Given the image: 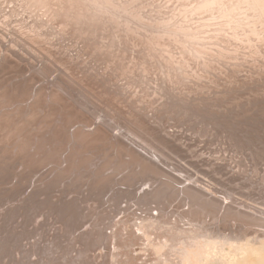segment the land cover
<instances>
[{"label":"rangeland","instance_id":"1","mask_svg":"<svg viewBox=\"0 0 264 264\" xmlns=\"http://www.w3.org/2000/svg\"><path fill=\"white\" fill-rule=\"evenodd\" d=\"M33 1H35V5ZM47 1L51 5H49L46 0H0V28L2 27L0 29V264H176L178 263V257L180 259V255H177L178 252H176L177 250L175 249H177L176 247L182 248V246H177L181 245V239H185V241L182 243H188L193 242V240L195 241L196 238L197 240L204 239V237L205 239L209 240H211V238L216 240L217 238L216 242L220 240V243L218 242L217 244H220V246L223 245V247L226 245L227 247L225 246L224 248L227 250L231 249L229 250L231 252L235 250V245L237 247L239 244H245V242L246 247L248 245H259L260 241H262L264 238V7L262 8V6H264V0H206L207 3L205 0H200V2L202 1L200 5L196 4V0H157L158 2H156V0H150L152 1V6L154 5L153 2H155V5L157 3L156 8L161 6L160 9H155L154 6L156 11L153 8L148 9V7L151 6V3H149L150 5L147 3L150 1L144 0L145 2H143V0H139V4H147H143V7L146 6V9L150 13H147L148 11L145 8H142L145 9L144 11L147 13H145L146 15L142 13L140 14V12L144 11H142L140 6L137 4L138 0H134L136 5L134 3L133 4L137 8V11L140 12L134 11L136 9L134 5L131 6L134 7V10H132L133 8L129 7V5L127 6V4H129V0L127 2H125L126 0H121V3L123 2V5L126 6L124 7L121 5L124 7V9L123 7L122 9H127V11H125L128 12L130 10L129 8H131L132 11H129L131 14L129 12L128 13L130 16H133L134 12L135 15L133 17H136L138 22H140L139 24L133 23L135 25L134 28H138V31L136 30V32L134 31L135 29H131L133 27L130 28L129 26L132 25L130 24L132 23L131 21L129 23L128 21L126 22L122 20L120 21L121 24L118 22L120 25L117 23L118 26L116 27L117 24L115 22H117L116 20L118 19L114 18L115 20H112V17L110 19L106 18L107 16L104 14L105 20L102 19L104 18L102 17V12L104 8L109 5L108 3H110V6L113 4L112 7L119 6L120 8V5H117L115 1L111 3L112 0H108V2L107 0H102L103 2L99 0L100 3L96 5L94 4V1L96 0H91L93 1V5L91 1L90 4H88L89 2H86L85 4V0H75V2H82V5L81 3L79 4L82 7L85 5V7L89 10L92 8V11L90 10L88 12L86 11L88 9L84 7V11L89 13L88 15H86L87 13H84V19H80V14L77 17V14L81 12L79 10L81 7L79 8V5L77 2L75 3L74 0H70V2L69 0H63V2L62 0H59L57 3L55 2L56 0ZM6 2H9L7 3L8 5H6ZM104 2H106V4ZM117 2L120 3V0ZM96 3H98V1ZM131 3L132 2H130V5ZM197 3H199V0ZM44 4L45 7L48 6L47 8L49 10L47 9V11L49 13L46 11ZM166 4L169 5L167 6ZM193 4L195 6H199V8L196 9V12L194 10L196 14L192 9L197 8L198 6L195 7ZM75 5H78V8L75 7ZM86 5L90 6L88 7ZM98 5L100 8L102 7L101 10L103 9L102 12L99 13L101 14V20H99L100 17L97 15L100 11V8L98 9ZM181 5L187 10H185ZM72 6L74 7L71 8ZM93 6L98 7L95 10ZM201 6L205 8V10H203L204 12L202 11L203 8ZM4 7L7 8L5 9ZM164 7L168 9L165 10L166 8L164 9ZM222 8L224 10H222ZM32 9H34V11ZM199 9H201L200 12ZM259 9L260 12H258ZM53 10L55 11L52 12ZM81 10L82 15L84 12L83 8ZM94 10L97 12V19H94ZM158 10L161 11L159 12ZM184 10L186 12L188 10L190 11L186 13ZM32 11L34 13H32ZM75 11L77 13H75ZM151 11H154L155 14ZM157 11L160 15L157 13L158 15L156 16ZM191 11L194 13V15H192V17L195 16L194 19L188 17L192 14ZM224 11H226V15L224 14ZM72 12H74V14ZM161 12L165 13L161 14ZM175 12L177 14H175ZM5 13L6 15H9L5 16ZM90 13L94 14V18L92 16V19H90V17L88 20L92 26H90V29L94 26L95 29L98 27L97 30L93 28L94 30L91 29L93 30L91 31L89 29L88 23V27L79 25L80 23H84L88 17L91 16ZM151 13H153L155 16H152ZM183 13L189 14L188 16L186 15L188 17V19L187 17L186 19H190V22L193 19V27H190L191 29L196 28L198 25L205 29L208 23H212L207 25L205 32L203 29H201L203 33L201 30H199V26V32H197V28L194 29V31L196 30L197 33L191 31V29H189V31L187 30V27H189L192 22L189 23V25ZM198 13L201 14V17L200 14L198 15ZM55 14L57 17L53 16ZM136 14L141 15V20L140 18H137L140 16H137ZM168 14H171V16ZM204 14L207 18H209L206 20L208 22L205 21L204 18L206 17H203ZM234 14L239 17H244H242V19L239 17L236 18ZM142 15L148 16L146 19L145 17L143 19ZM162 15H165L166 19L171 18L173 21L169 20L171 23H169L167 20L165 21V16L163 17ZM175 15H181L182 17H177ZM213 15L218 16L214 17ZM71 16H73L75 19L77 17L78 20H86L84 22H79L77 19H72L73 17L71 18ZM198 16L200 18H198ZM14 17L16 18L14 19ZM60 18H62V20ZM107 19H109L108 23L106 22V24H103V21H107ZM152 19L156 21L160 19V21H158V25L164 21V25L161 24V26L163 25L161 27L162 30L164 26L166 27V24H168V29L170 28L169 30H172L173 32V29L176 30L177 28H184L185 25L184 29H177L175 33L181 31L182 29L183 33L184 31L189 32L186 35L182 32H180L181 35L179 33L173 34L172 32L173 36H171V31L169 33V30L164 28L167 31L164 32L165 36H161V34H158V32L161 33L158 30V28L160 29V26L157 25L155 27L154 23L156 21ZM198 19L199 23L200 21L201 23L199 24L196 22L198 24L197 25L195 21ZM202 19L205 21V23L202 22ZM225 19H227L228 23ZM247 19L249 21H247ZM91 20H93V23L95 24H93ZM95 21L98 23L96 24ZM101 21L102 23H100ZM151 21L154 23H151ZM86 22L84 24H86ZM172 22H175L178 25H169L173 24ZM221 22L224 24V26ZM99 23L104 27H101ZM122 23L125 24L124 26H127L129 29H131L132 32L134 31L136 35L134 33L133 35L132 32H128L129 29L127 27H123L124 30L127 28V32L130 34L129 36L128 34L124 35V33L127 32L120 31V29L123 30L121 27L123 25ZM194 23L196 26H194ZM237 23H240L241 26L240 24L237 25ZM48 24L52 25L49 26ZM180 24L181 27H179ZM9 25H12L11 28ZM96 25L97 27H95ZM139 25L142 27L140 28L141 30L144 28L143 26H145L147 32L143 33L145 28L140 31L138 27ZM216 25L219 27H216ZM108 26H111L112 29L115 26V31L116 29L118 30V27L120 26L118 31H114L116 33L115 35L122 34L123 37L126 38L127 36V38L130 37L131 39L129 38L130 40H123L124 38H121V35L116 36L120 37L121 39L113 37L111 33L112 31H107V29H111ZM149 26L153 27L155 31L153 28H149ZM209 26L210 28H208ZM81 27L83 29H81ZM85 27L89 30H87ZM213 27L217 29V31L212 30L214 29ZM232 27H236L235 30ZM146 29L144 31H146ZM46 30H49L48 33ZM53 31L58 32H55V34ZM84 31H87V33ZM95 31H97L98 35L103 32V37L100 35L103 39H100ZM104 31L109 35L110 38L111 36L113 37L111 39L112 41L115 39L114 41L117 42V44L113 43L116 44V46L114 45L115 47H112L113 44L111 43L112 41L110 38L105 37L106 35ZM149 31H154V33L151 32L150 34ZM89 32V38L85 37L86 34V36H88ZM92 32L97 35L96 37L99 38L100 41L96 40V37L94 39L101 43L97 42V44H94L95 40L91 38H93L95 35ZM59 33L61 35L60 37H58ZM62 33L65 35V37ZM146 33L150 34L151 36L147 35ZM165 33H168V35ZM194 33H199V37L201 38L202 36L203 39H201L206 43L203 44V42H199L201 39ZM207 33L211 37L213 36L212 39L207 35ZM230 33L234 34L232 35ZM92 34L93 36H91ZM178 35L186 39L184 40ZM141 36H146L144 38L146 41H157L156 46L159 48H156L153 42H151V44L149 42L146 43V41H144ZM149 36L151 37L150 39ZM167 36L170 37V39L166 38ZM104 37L106 39H104ZM191 37H194L193 39L199 38L197 40L198 43L195 42L196 40H194V43ZM209 37L211 41L209 40ZM64 38L67 39L65 40ZM171 38L173 40H171ZM204 38H206L205 40L207 41H205ZM219 38H222V40ZM108 39L111 42H109ZM116 39L119 40V42ZM105 40H107V42ZM120 40L121 42L124 41L122 42V44H125L124 46L121 44L119 45V43H121ZM127 40H129L131 43L133 42L132 44L135 47L129 42L125 43ZM143 41L145 43H143ZM174 41L178 42L174 43ZM179 41L181 42L179 43ZM188 41H191V43ZM219 41L221 42L219 43ZM82 42H84V44ZM108 42L112 45L110 46ZM138 43L140 46H138ZM187 43H193L192 45L196 49L193 50L194 48L192 47V49V45L190 44L188 47ZM199 43H201V46ZM101 44L105 45V48ZM178 44L181 45L179 46ZM202 44L206 46L202 47ZM61 45H64V48ZM161 45H163V47H161ZM107 46L112 48H107ZM117 46H120L122 50ZM165 46L167 49H165ZM214 46H216V48H214ZM209 47H211V49ZM99 48L102 49L103 52ZM226 48L230 49L227 50ZM244 48H246V50ZM111 49L114 52H111ZM138 49H142L140 51L144 53V56L146 55L145 58ZM144 49L146 51H144ZM158 49L161 53L158 51ZM185 49L189 51L187 52ZM197 49L200 51L199 54V51L197 52L198 55L195 53ZM202 51H204V53ZM163 53H168L167 56L171 55V57H167L171 59H167L165 56L166 54L164 55ZM192 53L194 54L192 55ZM201 53H203V56H201L202 59L205 56L202 63L208 59L210 61V65L215 59L217 64L219 57L222 56L223 58L220 57L219 60L221 63L218 62V65L213 63L214 67L213 65L212 67L215 68L217 66L219 67L218 69L221 68L222 70L225 68L226 71L223 70L222 72L218 69H214L215 71H213L211 66H207V68H210L208 70L207 68L201 69L206 67V65L209 63L207 60L208 62L205 61L206 63H203V67L200 66L203 65L200 62L202 59L200 60L199 57ZM206 53L208 56L210 55L209 58L208 56L206 57ZM255 54L259 57H257ZM163 55L165 56L164 59L162 58ZM176 55L179 58L183 55L186 56L185 58L183 56V58L178 60L179 58L176 57ZM155 56H159L158 59L161 57L163 62L161 64H165L167 66L166 68L165 65H162V67L165 66L166 69L163 72L161 71L164 68L161 70L159 68L162 67L157 68L161 60L156 62L158 59ZM215 56H217L218 59ZM146 57H151V59H147ZM173 57L175 58L173 59ZM214 57L215 59L213 60ZM246 57L249 60H247ZM176 58H178L177 62L175 60ZM195 58H199L198 61ZM137 59L141 61H138ZM166 59L168 62L170 61L169 65L168 62L165 61ZM191 60H194L192 61L193 63ZM182 62L185 63V66H182L184 65ZM187 62L189 64L191 63L192 66L190 64L189 68L187 67L186 70L185 67L188 64ZM172 63L176 64L172 65ZM148 64L152 66L153 69L150 68ZM144 65H146V68L149 70L148 72L146 70V73L144 72L145 69L142 68V66L145 68ZM174 66H177L178 69H174ZM181 66L184 69H182ZM237 66H239V68H237ZM254 66H256L255 69ZM167 69L168 71L178 70L179 72L176 71V73L174 71L168 73ZM193 71L195 73L198 72V76ZM217 71L218 74H216ZM190 72L193 73L189 74ZM221 72L224 75H222ZM173 73L176 75L181 74V77L178 75L174 76ZM211 73H214L213 75L216 74L218 76L216 77L215 75L213 77ZM143 74L145 75L141 78V75ZM146 74L150 80V77H152L151 81L147 80L148 78H146ZM169 74L172 75L170 77L171 79L167 77ZM193 74L194 77H192L196 79L188 77L190 79L189 82L187 76ZM172 77L175 78L173 79ZM178 77H180V79ZM209 78H213L212 81ZM214 78L218 80L216 81ZM154 80H158L159 82H154ZM140 81L144 82L141 83ZM185 81L187 83H185ZM200 81L202 82L199 84ZM208 81L211 84H207ZM162 82L163 84L165 83V85H163ZM169 82L171 84H168L167 86L166 83ZM153 84L154 86H152ZM181 88L184 89L182 90ZM193 88L197 93H190L195 92ZM162 89H166V91L163 92ZM199 89L200 91L208 89L207 91L209 93L205 91L203 92L205 94L202 95V93L199 92L201 94L200 95L198 93ZM209 89L212 91L211 94ZM218 89L219 91H216L215 93V90ZM233 93L236 96L233 95ZM173 94L178 100H180L179 102H181V99L183 98L182 101L185 100V105H183L182 102L179 103L177 99L175 101L176 97ZM181 94H183L184 97ZM212 94L215 97H211L210 95ZM167 95H170L172 98L171 101V98L167 97ZM196 95H198V98ZM199 96L201 98H199ZM230 96H232V99H230ZM204 97H208V99L206 98L205 100ZM191 98H193L192 101ZM203 100L204 103L202 102ZM255 101L258 102L256 103ZM190 105L193 106L189 107ZM214 106L216 107V110ZM206 107H209L210 109L208 108L207 110ZM198 108L200 112H197ZM206 112L209 113L207 114ZM203 114H205V116H202ZM234 114H236L238 117ZM209 115L210 117H208ZM224 122L228 125H226ZM81 124L85 127H83ZM82 130L84 132H82ZM244 132H247L245 133L246 135ZM257 132L259 135H257ZM80 134H82V137ZM77 136L80 137L78 138ZM244 138H246L245 141ZM248 139H251L250 142ZM46 141L48 142L46 143ZM238 146L241 147L238 148ZM45 151L46 153H44ZM36 153L38 154L36 155ZM125 168L127 169L125 170ZM148 182H150L149 185ZM110 184L111 187H113L112 189ZM139 187L141 189H139ZM115 195H117V197ZM177 240H179V242ZM173 241H177V245ZM221 241L223 243H221ZM174 244L176 245L175 248ZM231 244L234 246V249H232L233 247H230ZM243 246L245 247V245ZM244 253L243 256H245Z\"/></svg>","mask_w":264,"mask_h":264},{"label":"bare ground","instance_id":"2","mask_svg":"<svg viewBox=\"0 0 264 264\" xmlns=\"http://www.w3.org/2000/svg\"><path fill=\"white\" fill-rule=\"evenodd\" d=\"M2 1H4V0H2ZM36 1H37V0H36ZM41 1H42V0H41ZM50 1H51V0H50ZM58 1H59V0H56L55 2L57 3ZM80 1H81V0H80ZM82 1H83V0H82ZM90 1H91V0H87V1L85 0V4H86V2H89L88 4H90ZM93 1H94V0H93ZM93 1H91L92 4H93ZM97 1H98V3H96ZM100 1L103 2L102 0H100ZM105 1H106V0H105ZM110 1H111V0H110ZM114 1H115V3H117V5H118V4L120 5V8H119V6H117V7H112L113 4H112V6H110V3H108L109 5H107L106 8H104V10L102 9V10H103V12H102V10H101L102 7L100 8L99 5H98L99 7L97 6L98 9L100 8V9H99L100 11H99L98 14H97V15H99V17H100L99 20H101V14H99V13L102 12V17H104V18H102V19L105 20V16H107L106 18H109V19L112 17V18H113L112 20L118 19V20H116L117 22H115L116 24H117L118 22L121 24L120 21H122V20H124V21H126V22L128 21L129 23H130V21H131L132 23H130V24H132L133 26H132V25H129L128 23H126V24H128V25L130 26V28L133 27V28H131V29H132V30L135 29L134 31L136 32V30H137L138 28H137V29L134 28V26H135L134 24H139L140 22H138V20L136 19V17H133V16L135 15L134 12H133V14H134L133 16H130L131 13L129 12V11L131 10V8H133L132 10H134V7H135V5H136V3H134V0H132V1L129 0V2H128L129 4L126 3L127 6L129 5V7H131V6H133V5L135 4L134 7H131V8L127 7V8L130 9V10L128 9V10H129L128 12H129L130 14H129L128 12H126L127 9H125L126 11L123 10L124 7H126V6L123 5V2L121 3V0H120V3L117 2L118 0H117V1H116V0H112L111 3H113ZM123 1H125V0H123ZM127 1H128V0H126L125 2H127ZM148 1H150V0H148ZM148 1H147V2H148ZM161 1H162V0H161ZM165 1H166V0H165ZM168 1H169V0H168ZM186 1H187V0H186ZM186 1H184V2H186ZM192 1H193V0H192ZM196 1L198 2V0H196ZM202 1H203V0H202ZM202 1L200 2V0H199V3L196 2V4H199V5H200V3H202ZM205 1H206V0H205ZM243 1H244V0H243ZM246 1H247V0H246ZM255 1H256V0H255ZM15 2H16V1H15ZM26 2H27V1H26ZM29 2H31V1H29ZM34 2H35V1H33V3H34ZM46 2H48V1L46 0ZM62 2H63V0H62ZM64 2H65V1H64ZM69 2H70V0H69ZM69 2H68V3H69ZM74 2H75V0H74ZM76 2H77V1H76ZM76 2H75V3H76ZM107 2H108V0H107ZM125 2H124V3H125ZM130 2H132L131 5H130ZM138 2H139V0L137 1V4L140 6L141 9H142V8H145V9H146V6L143 7V4L145 5L146 3L139 4ZM143 2H145V1L143 0ZM151 2H152V1L148 2L147 4H149V3H151ZM156 2H158V1L156 0ZM194 2H195V1H194ZM218 2H219V1H218ZM218 2H216V3H218ZM226 2H227V1H226ZM233 2H234V1H233ZM250 2H251V1H250ZM7 3H9V2H6V5H8ZM11 3H12V2H11ZM43 3H45V2H43ZM80 3H81V5H82V2H80ZM80 3H79V1L77 2L78 5H79ZM99 3H100L99 0L94 1V4H96V5L99 4ZM104 3L106 4V2H104ZM133 3H134V4H133ZM159 3H160V2H159ZM189 3H190V2H189ZM206 3H207V1H206ZM244 3H247V2H244ZM263 3H264V2H263ZM16 4H17V3H16ZM19 4H20V3H19ZM24 4H25V3H24ZM27 4H28V3H27ZM30 4H31V3H30ZM37 4H40V3H37ZM46 4H47V3H46ZM48 4H49V2H48ZM63 4H64V3H63ZM71 4H72V3H71ZM94 4H93V5H94ZM147 4H146V5H147ZM153 4H154V5L152 6V3H151V6H152V7L149 6L148 9H151V8L154 9V6H155V9H158V8L160 9L161 6H159V7L156 8L157 3H156V5H155V2H153ZM160 4H161V3H160ZM169 4H170V3H169ZM169 4H168V5H169ZM171 4H172V3H171ZM180 4H181V3H180ZM183 4H184V3H183ZM183 4H182V5H183ZM190 4H191V3H190ZM190 4H189V5H190ZM232 4H233V3H232ZM253 4H254V3H253ZM253 4H252V5H253ZM32 5H33V4H32ZM34 5H35V3H34ZM42 5H43V4H42ZM49 5H51V4H49ZM54 5H55V4H54ZM78 5H75V7L78 8ZM81 5H79V8L81 7L79 10L82 12L81 9L83 8V11H84V10H85V9H84L85 5H84V7H82ZM102 5H104V4H102ZM121 5H123L124 7L121 6ZM149 5H150V4H149ZM158 5H159V4H158ZM162 5H163V3H162ZM166 5H167V4H166ZM168 5H167V6H168ZM182 5H181V6H182ZM186 5H187V4H186ZM193 5H194V4H193ZM204 5H205V3H204ZM207 5H208V4H207ZM210 5H211V4H210ZM233 5H234V4H233ZM239 5H240V4H239ZM61 6H62V5H61ZM64 6H65V5H64ZM64 6H63V7H64ZM86 6H88V5H86ZM89 6H90V5H89ZM89 6H88V7H89ZM104 6H105V5H104ZM141 6H142V7H141ZM163 6H164V5H163ZM163 6H162V7H163ZM194 6H195V5H194ZM196 6H198V5H196ZM196 6H195V7H196ZM205 6H206V5H205ZM234 6H235V5H234ZM13 7H14V6H13ZM17 7H18V5H17ZM37 7H38V6H37ZM37 7H36V8H37ZM39 7H41V6H39ZM44 7H45V4H44ZM47 7H48V6L45 7V8H46V11H47V9H48ZM49 7H50V6H49ZM53 7H54V6H53ZM66 7H67V6H66ZM73 7H74V6H72L71 8H73ZM91 7H92V6H91ZM91 7H90V8H91ZM93 7H94V6H93ZM97 7H94L95 10L97 9ZM122 7H123V9H122ZM137 7H138V6H137ZM170 7H171V6H170ZM182 7H183V6H182ZM191 7H192V5H191ZM201 7L203 8L202 11L205 10V8H204L203 6H201ZM211 7H212V6H211ZM224 7H226V6H224ZM229 7H230V6H229ZM241 7H242V6H241ZM245 7H246V6H245ZM255 7H256V6H255ZM263 7H264V6H262V8H263ZM4 8H5V7H4ZM6 8H7V7H6ZM6 8H5V9H6ZM29 8H30V7H29ZM32 8H33V7H32ZM34 8H35V7H34ZM51 8H52V7H51ZM51 8H50V9H51ZM54 8H55V7H54ZM54 8H53V9H54ZM69 8H70V7H69ZM85 8H86V7H85ZM135 8H136V7H135ZM140 8H139V9H140ZM165 8H166V7H164V9H165ZM183 8H184V7H183ZM183 8H182V9H183ZM186 8H187V7H186ZM192 8H193V7H192ZM198 8H199V6H198L197 8L192 9L193 12H194V10H195V12H196V9H198ZM206 8H207V7H206ZM208 8H209V7H208ZM214 8H215V7H214ZM248 8H249V7H248ZM257 8H258V7H257ZM257 8H256V9H257ZM14 9H15V7H14ZM14 9H13V10H14ZM20 9H21V8H20ZM41 9H42V8H41ZM56 9H57V8H56ZM62 9H63V8H62ZM74 9H75V8H74ZM86 9H88V8H86ZM145 9H142V11H144ZM153 9H152V10H153ZM155 9H154V10H155ZM167 9H168V8H166L165 10H167ZM169 9H170V8H169ZM180 9H181V8H180ZM184 9H185V8H184ZM249 9H250V8H249ZM30 10H31V9H30ZM32 10L34 11V9H32ZM48 10H49V9H48ZM65 10H66V9H65ZM79 10H78V11H79ZM90 10L92 11V8H91ZM90 10L88 9V10H86V11L89 12ZM95 10L93 11V13H94L95 15L90 13L91 16H89L87 20L85 19L87 22H86L85 20H78V19H77V17H78L79 14H80V16H81L80 19H84V13H87V12L84 11V12L82 13L83 17H82V15H81V12L78 13V14H77V17H76L77 21H79V22H82V21L84 22V21H85V22H86V24H84V23H85V22H84V23H80L79 25H81V26L84 25V26H87V27H88V25H89V29H90V26H91V25H90V22H89L88 20H89L90 17H91L90 19H92V16H93V15L95 16V18H94V16H93V18H94V19H97V17H96V16H97V15H96L97 12H96ZM132 10H131V11H132ZM146 10H147V9H146ZM162 10H163V9H162ZM170 10H171V9H170ZM177 10H178V9H177ZM177 10H176V12H177ZM185 10H187V9H185ZM185 10H184V11H185ZM190 10H191V9H190ZM190 10H188L187 12L185 11V12L188 13ZM200 10H201V9H199V12H200ZM222 10H224V9L222 8ZM257 10H258V9H257ZM263 10H264V9H263ZM11 11H12V10H11ZM21 11H23V10H21ZM27 11H28V10H27ZM33 11H32V13H34ZM39 11H40V10H39ZM50 11H51V10H50ZM54 11H55V10H53L52 12H54ZM57 11H58V10H57ZM70 11H71V10H70ZM72 11H73V9H72ZM76 11H77V10H76ZM76 11H75V13H77ZM106 11H107V12H106ZM134 11L136 12V11H137V8H136ZM147 11H148V10H147ZM155 11H156V10H155ZM158 11H159V10H158ZM158 11L156 12V16L159 14ZM160 11H161V10H160ZM160 11H159V12H160ZM163 11H164V10H163ZM171 11H172V10H171ZM182 11H183V10H182ZM226 11H227V10H226ZM226 11H224V12H225V13H224L225 15H226ZM238 11H239V9H238ZM14 12H15V10H14ZM36 12H37V11H36ZM47 12H48V11H47ZM62 12H63V11H62ZM104 12H105V13H104ZM137 12H140V11H137ZM151 12H153V13L155 14L154 11H151ZM176 12H175V14H177ZM191 12H192V11H191ZM191 12H190V14H191ZM193 12H192L191 15H189V14H184V13H183V15H185V19H186V17H187L188 15H189V16H188L189 18H193V19H194L195 16L192 17V15H194L195 12H194V13H193ZM197 12H198V11H197ZM203 12H204V11H203ZM203 12H202V13H203ZM207 12H208V10H207ZM207 12H206V14H207ZM230 12H231V10H230ZM248 12H250V11H248ZM254 12H255V11H254ZM258 12H260V9H259ZM7 13H8V12H7ZM32 13H31V14H32ZM48 13H49V12H48ZM48 13H47V14H48ZM56 13H58V12H56ZM63 13H64V12H63ZM70 13H71V12H70ZM72 13L74 14V12H72ZM141 13L144 14V15H146L147 13H150V12L148 11V12L146 13V11H144V12H140V14H141ZM145 13H146V14H145ZM153 13H151V15H152V16H155V15H153ZM157 13H158V14H157ZM162 13H163V12H161V14H162ZM164 13H165V12H164ZM164 13H163V14H164ZM170 13H171V12H170ZM179 13H182V12H179ZM246 13H247V12H246ZM263 13H264V12H263ZM263 13H261V14H263ZM17 14H18V12H17ZM37 14H38V13H37ZM37 14H35V15H37ZM45 14H46V13H45ZM53 14H54V13H53ZM59 14H60V12H59ZM65 14H66V13H65ZM88 14H89V13H87L86 15H88ZM103 14H104L105 16H104ZM137 14H138V13H137ZM137 14H136V15H137ZM172 14H173V13H172ZM195 14H196V13H195ZM199 14H200V13H198V15H199ZM215 14H216V12H215ZM215 14H214V15H215ZM238 14H239V13H238ZM247 14H249V13H247ZM254 14H255V13H254ZM7 15H9V14H7ZM7 15H6V13H5V16H7ZM13 15H14V13H13ZM22 15H23V14H22ZM61 15H62V14H61ZM63 15H64V14H63ZM75 15H76V14H75ZM75 15H74V17H75ZM86 15H85V17H86ZM159 15H160V14H159ZM165 15H166V14H165ZM165 15H164V16H165ZM168 15L171 16V14H168ZM181 15H182V14H181ZM181 15H179V16H178V15H175V16L180 17ZM183 15H182V16H183ZM186 15H187V16H186ZM214 15H213V16H214ZM230 15H231V14H230ZM234 15H235V14H234ZM239 15H240V14H239ZM245 15H246V14H245ZM28 16H29V15H28ZM28 16H27V17H28ZM37 16H38V15H37ZM53 16H56V14L53 15ZM66 16H67V15H66ZM66 16H64V17H66ZM80 16H79V17H80ZM137 16H140V17H137V18H140V20H141V18H142L141 15H137ZM142 16H143V15H142ZM147 16H148V15H147ZM147 16H143V19H144V17H145V19H146ZM162 16H163V15H162ZM164 16H163V17H164ZM166 16H167V15H166ZM166 16L164 17V18H165V19H164L165 21H166V20H167V21L171 20V18L166 19ZM182 16H181V17H182ZM196 16H197V15H196ZM202 16H203V15H202ZM217 16H218V15H217ZM217 16H214V17H217ZM235 16H236V18L239 17V16H237V15H235ZM247 16H248V15H247ZM0 17H1V14H0ZM20 17H21V16H20ZM27 17H26V18H27ZM56 17H57V16H56ZM60 17H61V16H60ZM72 17H73V16H71V18H72ZM74 17H73L72 19H75ZM99 17H98V18H99ZM188 17H187V19H188ZM200 17H201V14H200ZM200 17L198 16V18H200ZM203 17H206L205 14H204ZM203 17H202V18H203ZM242 17H244V16H241V17H239V18L242 19ZM251 17H252V16H251ZM15 18H16V17H14V19H15ZM26 18H25V20H26ZM36 18H37V17H36ZM46 18H47V17H46ZM50 18H51V17H50ZM58 18H59V17H58ZM62 18H63V17H62ZM62 18H60V19L62 20ZM86 18H87V17H86ZM114 18H115V19H114ZM149 18H153V17H149ZM156 18H157V17H156ZM196 18H197V17H196ZM210 18H212V17H210ZM223 18H224V17H223ZM239 18H238V19H239ZM3 19H4V18H3ZM9 19H10V18H9ZM12 19H13V18H12ZM20 19H21V18H20ZM31 19H32V18H31ZM42 19H44V18H42ZM42 19H41V20H42ZM47 19H48V18H47ZM66 19H67V18H66ZM76 19H75V20H76ZM109 19H107V21H103V24H106V22L108 23ZM125 19H126V20H125ZM154 19H155V18H154ZM154 19H152V20H154ZM182 19H183V18H182ZM182 19H181V20H182ZM187 19H186V20H187ZM193 19H192V21H191L192 23L189 21L190 19L187 20V21H188V24L191 23V25L189 24L190 26L187 24V25L189 26V27H187V30L191 29L190 27H193V26H192V25H193ZM204 19H205V21H206V20L209 19V18L206 17V18H204ZM212 19H213V18H212ZM228 19H229V18H228ZM231 19H232V18H231ZM4 20H5V19H4ZM7 20H8V19H7ZM35 20H36V19H35ZM41 20H40V21H41ZM56 20H57V19H56ZM64 20H65V18H64ZM70 20H71V19H70ZM149 20H151V19H149ZM183 20H184V19H183ZM200 20H201V19H200ZM202 20H203V19H202ZM225 20H226V22H227V19H225ZM243 20H244V19H243ZM9 21H10V20H9ZM23 21H24V20H23ZM27 21H28V20H27ZM32 21H33V20H32ZM48 21H49V20H48ZM67 21H68V19H67ZM71 21H72V20H71ZM97 21H98V20H97ZM154 21H156V20H154ZM158 21H160V19H159ZM158 21H156L157 24H156V22L154 23L153 21H151V23L153 22V23L155 24V27H156V26L158 25V23H159ZM171 21H173V20H171ZM171 21H169V23H171ZM205 21L203 20L202 22L205 23ZM210 21H211V20H210ZM245 21H246V20H245ZM247 21H249V20L247 19ZM12 22H13V21H12ZM21 22H22V21H21ZM68 22H69V21H68ZM91 22L93 23V20H91ZM95 22H96V21H95ZM112 22H114V21H112ZM162 22H163V23H160V25H158V26H160V29L158 28V30H159L161 33H159L158 31H156V32H158V34H161V36H165V35H164V32L167 31V30L164 29V28H167V29H168V26H167L168 24H166V27L164 26V28H163L164 31H163L161 27L164 25V21H162ZM196 22L199 23V19H198L197 21H195V23H196ZM206 22H208V21H206ZM1 23H2V22H1ZM9 23H10V22H9ZM25 23H26V22H25ZM36 23H37V22H36ZM36 23H35V24H36ZM65 23H66V22H65ZM71 23H72V22H71ZM87 23H88V25H87ZM97 23H98V22H96V24H97ZM100 23H102V21H101ZM100 23H99V24H100ZM119 23H118V24H119ZM124 23H125V22H124ZM133 23H134V24H133ZM149 23H150V22H149ZM149 23H148V24H149ZM166 23H167V22H166ZM172 23H173V24H169V25H178V24H176L175 22H172ZM195 23H194V26H196V24H197V23H196V24H195ZM200 23H201V21H200ZM200 23H199V24H200ZM211 23H212V22H211ZM211 23H208L207 25H209V24H211ZM216 23H217V22H216ZM221 23H222V22H221ZM223 23H224V21H223ZM223 23H222V24H223ZM227 23H228V22H227ZM244 23H245V22H244ZM3 24H5V23H3ZM6 24H7V23H6ZM59 24H60V23H59ZM93 24H95V23H93ZM99 24H98V25H99ZM118 24L116 25V27L118 26ZM120 24H119V25H120ZM122 24H123V23H122ZM141 24H142V23H141ZM146 24H147V23H146ZM161 24H163V25L161 26ZM213 24H214V23H213ZM234 24H235V23H234ZM238 24H240V23H237V25H238ZM242 24H243V23H242ZM40 25H41V23H40ZM48 25H49V24H48ZM48 25H47V26H48ZM51 25H52V24H51ZM51 25H49V26H51ZM75 25H76V24H75ZM100 25H101V27L103 26L102 24H100ZM124 25H125V24H123V25L121 26L123 30L120 29V31H122V32H125V31H126V32H127L129 28H128L127 26H124ZM197 25H198V24H197ZM201 25H203V24H201ZM204 25H205V24H204ZM207 25H206V28H207ZM232 25H233V24H232ZM4 26H5V25H4ZM6 26H7V25H6ZM9 26H10V28H11L12 25H9ZM42 26H43V25H42ZM55 26H56V25H55ZM55 26H54V27H55ZM70 26H72V25H70ZM136 26H137V25H136ZM141 26H142V25H141ZM151 26H154V25H151ZM151 26H149V28H153V27H151ZM198 26H199V25H198ZM198 26L196 27L197 30L199 29V27H200L199 30L203 29V27L201 28V26H199V27H198ZM217 26H218V25H216V27H217ZM223 26H224V24H223ZM240 26H241V24H240ZM7 27H8V26H7ZM43 27H45V26H43ZM57 27H58V26H57ZM60 27H62V26H60ZM65 27H66V26H65ZM76 27H77V26H76ZM79 27H80V26H79ZM91 27H92V26H91ZM95 27H97V25H96ZM101 27H100V28H101ZM103 27H104V26H103ZM108 27L111 28V29H107V31H108V30H111V31H112L111 33H112L113 37H115V38H117V39L120 38V37H121V38L123 37L122 34H119V35H121L120 37H116V36H119L118 34L115 35V34H116L115 32L119 30V27H120V26L118 27V30L116 29V31H115V28H116L115 26H114L113 29H112L111 26H108ZM123 27H127L128 29L125 28V30H124ZM138 27H139V30H140V31H142V30L145 28V26H143L144 28L141 30L140 28H142V27H140V25H139ZM177 27H178V26H177ZM177 27H176V28H177ZM179 27H181V24L179 25ZM214 27H215V26H214ZM214 27H213V28H214ZM218 27H219V26H218ZM229 27H230V26H229ZM238 27H239V26H238ZM243 27H244V26H243ZM1 28H2V27H1ZM1 28H0V29H1ZM20 28H21V27H20ZM20 28H19V29H20ZM35 28H36V27H35ZM37 28H38V27H37ZM50 28H51V27H50ZM70 28H71V27H70ZM85 28H86V27H85ZM93 28H94V26H93ZM93 28H91V29H93ZM97 28H98V27H97ZM97 28H96V29L94 28V29L97 30ZM149 28H148V29H149ZM173 28H174V27H173ZM181 28H183V27H181ZM181 28H177V29L180 30ZM184 28H185V25H184ZM184 28H183V29H184ZM196 28H194V29H196ZM206 28H205V29H206ZM208 28H210V26H209ZM220 28H221V27H220ZM222 28H223V27H222ZM232 28H233V27H232ZM232 28H231V29H232ZM235 28H236V27H235ZM235 28H233V29L235 30ZM5 29H6V28H5ZM7 29H8V28H7ZM13 29H14V28H13ZM30 29H31V28H30ZM72 29H73V28H72ZM81 29H83V28L81 27ZM86 29H87V28H86ZM86 29H85V30H86ZM89 29H87V30H89ZM91 29H90V30H91ZM94 29H93V30H94ZM126 29H127V30H126ZM131 29H129L128 32L131 33V32H132ZM145 29H146V28H145ZM145 29H144V30H145ZM169 29H170V28H169ZM169 29H168V30H169ZM177 29H176V30L173 29L174 32H173L172 30H169V33H170V31H171V33H170L171 36H173V35H172V32H173V34H178V33H179L180 35H181L180 32L183 33V31H182L183 29H182L181 31L175 33V31H177ZM194 29H191V31H194ZM205 29H203L204 32L206 31ZM229 29H230V28H229ZM229 29H228V30H229ZM2 30H3V29H2ZM40 30H41V29H40ZM51 30H52V29H51ZM56 30H57V29H56ZM93 30H91V31H93ZM144 30H143V33H144V32H147V29H146V31H144ZM150 30H152V29H150ZM153 30L155 31L154 28H153ZM161 30H162L163 32H162ZM187 30H186V31H187ZM199 30H198L197 32H199ZM209 30H210V29H209ZM212 30H216V31H217V29H215V28L212 29ZM220 30H221V29H220ZM246 30H247V29H246ZM8 31H10V30H8ZM8 31H7V32H8ZM16 31H17V30H16ZM29 31H30V30H29ZM46 31H47V30H46ZM48 31H49V30H48ZM48 31H47V33H48ZM64 31H65V30H64ZM72 31H73V30H72ZM74 31H75V30H74ZM82 31H83V30H82ZM82 31H81V32H82ZM105 31H106V30H105ZM105 31H104V32H105ZM107 31H106V32H107ZM114 31H115V32H114ZM134 31L132 32V34L134 33ZM137 31H138V30H137ZM154 31H151V32L154 33ZM189 31H190V30H189ZM189 31H188V32H189ZM201 31H202V30H201ZM201 31H200V33H201ZM226 31H227V30H226ZM4 32H5V31H4ZM7 32H6V33H7ZM11 32H12V31H11ZM27 32H28V31H27ZM50 32H51V31H50ZM53 32L55 33V32H58V31H53ZM84 32L87 33V31H84ZM95 32H96V34H97V31H95ZM106 32H105V35H106L105 37L108 38L109 35L107 34L108 32H107V33H106ZM128 32H127V33H124V35L128 34ZM149 32H150V31H149ZM149 32H148V33H149ZM151 32H150V34H151ZM156 32H155V34H156ZM188 32H185V31H184L185 35H186ZM194 32H196V30H195ZM197 32H196V33H197ZM207 32H208V31H207ZM249 32H250V31H249ZM14 33H15V32H14ZM16 33H17V32H16ZM20 33H21V32H20ZM23 33H24V32H23ZM25 33H26V32H25ZM78 33H79V31H78ZM85 33H84V34H85ZM92 33H93V32H92ZM98 33H99V31H98ZM102 33H103V32H102ZM102 33H100L99 35L97 34V35L100 37V39H103V38H102V37H103ZM118 33H119V32H118ZM120 33H121V32H120ZM137 33H139V32H137ZM140 33H142V32H140ZM162 33H163V35H162ZM184 33H183V34H184ZM190 33H191V32H190ZM196 33H194V34H196ZM202 33H203V31H202ZM215 33H216V32H215ZM215 33H214V34H215ZM225 33H227V32H225ZM239 33H240V31H239ZM2 34H3V33H2ZM9 34H10V33H9ZM27 34H28V33H27ZM35 34H36V33H35ZM55 34H56V33H55ZM62 34H63V33H62ZM73 34H74V33H73ZM76 34H77V33H76ZM79 34H80V33H79ZM84 34H83V36H84ZM93 34L95 35V33H93ZM93 34H92L91 36H93ZM103 34H104V33H103ZM132 34H131V36H132ZM134 34H135V33H134ZM134 34H133V35H134ZM146 34H147V33H146ZM150 34H147V35H150ZM165 34H166V33H165ZM183 34H182V35H183ZM198 34H199V33H198ZM198 34H196V35H198ZM210 34H211V33H210ZM217 34H218V33H217ZM220 34H221V32H220ZM230 34H232V33H230ZM233 34H234V33H233ZM233 34H232V35H233ZM235 34H236V33H235ZM13 35H14V34H13ZM16 35H17V34H16ZM16 35H15V36H16ZM18 35H19V34H18ZM31 35H32V34H31ZM53 35H54V34H53ZM58 35H59L58 37L61 36L60 33H59ZM63 35H64V34H63ZM63 35H62V37H63ZM81 35H82V34H81ZM86 35H87V34H86ZM86 35H85V37H88V38H89V36H90V32H89L88 36H86ZM97 35H95V36H94L93 38H91V39L95 40L94 38H95ZM100 35H102V37H101ZM129 35H130V34H128V36H129ZM135 35H136V34H135ZM166 35H168V33H167ZM180 35H178V36H180ZM196 35H193V36H196ZM199 35H200V34H199ZM199 35H198L197 37H199ZM207 35H208V33H207ZM215 35H216V34H215ZM218 35H219V34H218ZM232 35H231V36H232ZM9 36H10V35H9ZM15 36H14V37H15ZM24 36H25V35H24ZM28 36H29V35H28ZM69 36H70V35H69ZM137 36H138V35H137ZM137 36H136V38H137ZM150 36H151V35H150ZM150 36H149V39L151 38ZM175 36H176V35H175ZM175 36H174V37H175ZM205 36H206V34H205ZM208 36H210V35H208ZM219 36H220V35H219ZM228 36H229V35H228ZM235 36H236V35H235ZM3 37H4V36H3ZM14 37H13V38H14ZM16 37H18V36H16ZM16 37H15V38H16ZM64 37H65V35H64ZM80 37H81V36H80ZM85 37H84V38H85ZM105 37H104V39H106ZM113 37H112V36H111V38L109 37L110 40H111ZM132 37H133V36H132ZM145 37H146V36H145ZM145 37H144V36H141V38H143L144 41H146V40L144 39ZM147 37H148V36H147ZM157 37H158V36H157ZM180 37H182V36H180ZM183 37H184V35H183ZM183 37H182V39H184ZM187 37H188V35H187ZM206 37H207V36H206ZM210 37H211V36H210ZM210 37H209V40H210ZM212 37H213V36H212ZM212 37H211V39H212ZM233 37H234V36H233ZM233 37H232V38H233ZM244 37H245V36H244ZM250 37H251V36H250ZM256 37H257V36H256ZM5 38H6V37H5ZM19 38H20V37H19ZM69 38H70V37H69ZM88 38H87V39H88ZM121 38H120V39H121ZM123 38H124L123 40H125V39H129L130 37L127 38V36H126V38H125V37H123ZM134 38H135V36H134ZM152 38H153V36H152ZM166 38L170 39V37H168V36H167ZM189 38H190V37H189ZM191 38L193 39L194 37H191ZM199 38H200V37H199ZM199 38H197V39H193V42H194V40H196L195 42H197V40H198ZM201 38H202V36H201ZM201 38H200V39H201ZM232 38H231V40H232ZM240 38H241V37H240ZM46 39H47V37H46ZM57 39H58V38H57ZM57 39H55V40H57ZM60 39H61V38H60ZM62 39H63V38H62ZM64 39L66 40L67 38H64ZM117 39H116V40H117ZM130 39H131V38H130ZM130 39H129V40H130ZM137 39H138V38H137ZM153 39H154V38H153ZM156 39H157V38H156ZM176 39H177V38H176ZM185 39H186V38H185ZM185 39H184V40H185ZM202 39H203V38H202ZM202 39H201L199 42H203ZM205 39H206V38H204V40H205ZM207 39H208V38H207ZM219 39H220V38H219ZM246 39H247V38H246ZM257 39H258V38H257ZM5 40H6V39H5ZM47 40H48V39H47ZM55 40H54V41H55ZM77 40H78V39H77ZM89 40H90V39H89ZM93 40H91V41H93ZM96 40H99V38L96 37ZM96 40H95V42L93 41L94 44H97V42L100 41V40H99V41H96ZM108 40H109V39H108ZM110 40H109V42L112 41V40H111V41H110ZM114 40H115V39H113V41H114ZM129 40H127V42H125V43H128ZM151 40H152V39H151ZM171 40H173V39L171 38ZM174 40H175V39H174ZM177 40H179V39H177ZM180 40H181V38H180ZM188 40H189V39H188ZM190 40H191V39H190ZM215 40H218V39H215ZM215 40H213V41L216 42ZM220 40H222V38H221ZM250 40H252V39H250ZM12 41H13V40H12ZM26 41H27V40H26ZM74 41H76V40H74ZM101 41H102V40H101ZM105 41L107 42V40H105ZM105 41H104V42H105ZM113 41L111 42L112 44H113V43H116V44H117L116 41H114V42H113ZM117 41L119 42V40H117ZM144 41H143V43H145ZM205 41H207V40H205ZM210 41H211V40H210ZM227 41H228V40H227ZM234 41H235V40H234ZM247 41H248V40H247ZM23 42H25V41H23ZM56 42H57V41H56ZM64 42H65V41H64ZM64 42H63V43H64ZM89 42H90V41H89ZM89 42H88V43H89ZM109 42H108V44L111 46L112 44H110ZM120 42H121V40H120ZM122 42H124V41H122ZM122 42L119 43V45L121 44L122 46H124L125 44H122ZM137 42H139V41H137ZM147 42H149V43L151 44V42H153V40H152L151 42L147 40L146 43H147ZM164 42H165V41H164ZM175 42H178V41H174V43H175ZM180 42H181V41H179V43H180ZM182 42H183V41H182ZM186 42H187V41H186ZM188 42L191 43V41H188ZM195 42H194V43H195ZM220 42H221V41H219V43H220ZM9 43H10V42H9ZM68 43H70V42H68ZM71 43H72V42H71ZM82 43L84 44V42H82ZM99 43H101V42H99ZM99 43H98V44H99ZM102 43H103V41H102ZM129 43H131V42H129ZM132 43H133V42H132ZM132 43H131V45L134 46ZM135 43H136V41H135ZM153 43H154V45L156 46L157 41H156V42L154 41ZM153 43H152V44H153ZM168 43H169V42H168ZM183 43H184V42H183ZM190 43H187V44H188V47H189V44H190ZM197 43H198V42H197ZM204 43H206V42H203V44H204ZM212 43H213V42H212ZM229 43H230V42H229ZM232 43H233V42H232ZM22 44H23V43H22ZM27 44H28V43H27ZM50 44H51V43H50ZM56 44H57V43H56ZM116 44H113L112 47H115ZM181 44H182V43H181ZM181 44H180V45H181ZM192 44H193V43H192ZM192 44H190V45H192ZM200 44H201V43H199V45H200ZM203 44H202V45H203ZM208 44H209V43H208ZM213 44H215V43H213ZM213 44H212V45H213ZM24 45H25V44H24ZM53 45H54V44H53ZM101 45L104 46V48H105V45H103V44H101ZM114 45H115V46H114ZM145 45H146V44H145ZM178 45H179V44H178ZM178 45H176V46H178ZM180 45H179V46H180ZM183 45H184V44H183ZM212 45H211V46H212ZM223 45H224V44H223ZM230 45H231V44H230ZM236 45H237V44H236ZM239 45H240V44H239ZM251 45H252V43H251ZM17 46H18V45H17ZM20 46H21V45H20ZM61 46H62V45H61ZM63 46H64V45H63ZM63 46H62V47H63ZM67 46H68V45H67ZM99 46H100V45H99ZM99 46H98V47H99ZM110 46H107V48L110 47ZM129 46H130V44H129ZM129 46H127V47L130 48ZM138 46H140L139 43H138ZM159 46H160V45H159ZM179 46H178V47H179ZM194 46H195V45H194ZM200 46H201V45H200ZM204 46H206V45H203L202 47H204ZM221 46H222V45H221ZM221 46H220V48H221ZM31 47H32V46H31ZM62 47H61V48H62ZM75 47H76V46H75ZM95 47H96V46H95ZM112 47H110V48H112ZM117 47H120V46H117ZM127 47H126V48H127ZM134 47H135V46H134ZM141 47H143V46H141ZM141 47H140V48H141ZM148 47H151V46H148ZM153 47H154V46H153ZM161 47H163V45H161ZM192 47H193V45L191 46V48H192ZM228 47H229V46H228ZM237 47H238V46H237ZM20 48H21V47H20ZM27 48H28V47H27ZM63 48H64V47H63ZM88 48H89V47H88ZM93 48H94V47H93ZM124 48H125V47H124ZM145 48H146V47H145ZM156 48H159V47L156 46ZM185 48H186V47H185ZM191 48H190V50H191ZM193 48H194V47H193ZM193 48H192V49H193ZM207 48H208V45H207ZM209 48L211 49V47H209ZM214 48H216V46H214ZM249 48H250V47H249ZM78 49H79V48H78ZM94 49H95V48H94ZM99 49H100V48H99ZM120 49L122 50L121 47H120ZM150 49H151V48H150ZM163 49H164V48H163ZM165 49H167L166 46H165ZM182 49H183V48H182ZM182 49H181V51H182ZM195 49H196V48H194L193 50H195ZM204 49H205V48H204ZM204 49H203V50H204ZM224 49H225V48H224ZM226 49H227V48H226ZM229 49H230V48H229ZM229 49H227V50H229ZM244 49L246 50V48H244ZM57 50H58V49H57ZM97 50H98V49H97ZM97 50H96V51H97ZM100 50L102 51V49H100ZM115 50H116V49H115ZM131 50H132V49H131ZM138 50H139V49H138ZM140 50H142V49H140ZM140 50H139V51H140ZM161 50H162V48H161ZM169 50H170V49H169ZM185 50H186V49H185ZM200 50H202V49H200ZM35 51H36V49H35ZM88 51H89V50H88ZM105 51H106V49H105ZM119 51H120V50H119ZM119 51H118V53H119ZM128 51H129V50H128ZM132 51H133V50H132ZM144 51H146V50L144 49ZM154 51H155V50H154ZM158 51H159V49H158ZM172 51H173V50H172ZM186 51H187V50H186ZM188 51H189V50H188ZM188 51H187V52H188ZM198 51H199V49H197V51H195L196 55H198V54L200 53V51H199V52H198ZM208 51H210V50H208ZM247 51H248V50H247ZM247 51H246V52H247ZM249 51H251V50H249ZM29 52H30V51H29ZM59 52H60V51H59ZM76 52H77V51H76ZM94 52H95V50H94ZM97 52H98V51H97ZM102 52H103V51H102ZM111 52H114V51H112V49H111ZM121 52H122V51H121ZM136 52H137V51H136ZM140 52H141V51H140ZM156 52H157V51H156ZM159 52H160V51H159ZM167 52H168V50H167ZM187 52H186V53H187ZM197 52H198V54H197ZM202 52L204 53V51H202ZM205 52H206V50H205ZM219 52H221V51H219ZM219 52H218V54H219ZM222 52H223V51H222ZM227 52H228V51H227ZM231 52H232V51H231ZM38 53H39V52H38ZM60 53H61V52H60ZM65 53H66V52H65ZM73 53H74V52H73ZM84 53H85V52H84ZM118 53H117V54H118ZM132 53H133V52H132ZM141 53H142V52H141ZM149 53H150V51H149ZM160 53H161V52H160ZM182 53H183V51H182ZM203 53H201V55L199 56V57H200V60L202 59L201 56H203ZM208 53H209V52H208ZM210 53H211V52H210ZM216 53H217V52H216ZM242 53H243V52H242ZM86 54H87V53H86ZM97 54H98V53H97ZM99 54H100V53H99ZM107 54H108V53H107ZM107 54H106V55H107ZM123 54H124V53H123ZM143 54H144V53H142V55H143ZM151 54H152V53H151ZM154 54H155V53H154ZM156 54H157V53H156ZM163 54L165 55L166 53H163ZM167 54H168V53H167ZM167 54L165 55L166 58H167V57H171V55H170V56H167ZM193 54H194V53H192V55H193ZM237 54H238V53H237ZM246 54H247V53H246ZM38 55H39V54H38ZM79 55H80V54H79ZM104 55H105V54H104ZM126 55H127V54H126ZM131 55H133V54H131ZM135 55H136V54H135ZM160 55H161V54H160ZM164 55L162 56L163 59H164V57H165ZM181 55H182V54H181ZM181 55H180V56H181ZM187 55H188V54H187ZM196 55H194V56H196ZM211 55H213V54H211ZM214 55H215V54H214ZM226 55H227V54H226ZM243 55H244V54H243ZM255 55H256V54H255ZM110 56H111V55H110ZM117 56H118V55H117ZM133 56H134V55H133ZM143 56H144V55H143ZM145 56H146V55H145ZM145 56H144V58H145ZM147 56H149V55H147ZM156 56H157V55H156ZM156 56H155V57H156ZM183 56H184V55H183ZM183 56L180 57V58H183ZM185 56H186V55H185ZM185 56H184V58H185ZM207 56H208V55H207V53H206V57H207ZM256 56H257V55H256ZM35 57H36V56H35ZM43 57H44V56H43ZM55 57H56V56H55ZM81 57H82V56H81ZM94 57H95V56H94ZM94 57H93V59H94ZM100 57H101V56H100ZM112 57H114V56H112ZM155 57H154V58H155ZM176 57H178V56L176 55ZM209 57H210V55L208 56V58H209ZM212 57H213V56H212ZM215 57H217V56H215ZM215 57L213 58V60L215 59ZM220 57H222V56H220ZM220 57H219V59H218V57H217V59H218L217 64H216V62H215V60H216V59H215L214 62L211 61V62H212L211 65H210V61L207 59V60L209 61V63H208V65H206V67H203V66H204L203 63H204L205 61H207V60H205V61L202 63L203 59L205 58V56H204V58H203L201 61L199 60V61L203 64V65H200V66H202L203 68H201V67H200V68H201V69H204V68L206 69L207 66H209V67L211 66V69H212V68L214 67V64H216V65L219 64L218 62H220V61H219V60H220ZM232 57H233V56H232ZM249 57H250V56H249ZM252 57H253V56H252ZM252 57H251V58H252ZM257 57H259V56H257ZM36 58H37V57H36ZM38 58H39V57H38ZM40 58H41V57H40ZM104 58H106V57H104ZM117 58H118V57H117ZM146 58H147V57H146ZM149 58L151 59V57H148L147 59H149ZM156 58L158 59L159 56L156 57ZM174 58H175V57H173V59H174ZM178 58H179V57H178ZM178 58L175 59L176 62H177L178 60H180V58H179V59H178ZM189 58H190V57H189ZM222 58H223V57H222ZM233 58H234V57H233ZM115 59H116V56H115ZM115 59H114V60H115ZM129 59H130V58H129ZM140 59H142V58H140ZM157 59H156V60H157ZM167 59H169V58H167ZM167 59H166L165 61H167ZM170 59H171V58H170ZM170 59H169V60H170ZM177 59H178V60H177ZM195 59L198 61L199 58H198V59L195 58ZM210 59H212V58H210ZM240 59H242V58H240ZM246 59H247V57H246ZM252 59H254V58H252ZM76 60H77V59H76ZM119 60H120V59H119ZM126 60H127V59H126ZM126 60H125V61H126ZM137 60H138V59H137ZM143 60H144V59H143ZM152 60H153V59H152ZM159 60H161V61H160V64L163 63L161 57H160V59H158L156 62H158ZM238 60H239V59H238ZM247 60H249V59H247ZM41 61H42V60H41ZM133 61H134V60H133ZM138 61H141V60H138ZM145 61H146V60H145ZM154 61H155V60H154ZM163 61H164V60H163ZM171 61H172V60H171ZM187 61H188V60H187ZM189 61H190V60H189ZM192 61H194V60H191V62H192ZM208 61H207V62H208ZM222 61H223V60H222ZM245 61H246V60H245ZM255 61H256V60H255ZM67 62H68V61H67ZM75 62H76V61H75ZM150 62H151V61H150ZM150 62H149V63H150ZM167 62H168V61H167ZM169 62H170V61H169ZM169 62H168V65L170 64ZM173 62H174V61H173ZM184 62H186V61H184ZM246 62H247V61H246ZM258 62H259V61H258ZM97 63H98V62H97ZM119 63H120V62H119ZM144 63H146V62H144ZM147 63H148V62H147ZM164 63H166V62H164ZM180 63H181V62H180ZM187 63H188V62H187ZM192 63H193V62H192ZM196 63H198V62H196ZM205 63H206V62H205ZM213 63H214V64H213ZM220 63H221V62H220ZM225 63H226V62H225ZM250 63H251V62H250ZM256 63H257V62H256ZM40 64H41V63H40ZM114 64H115V63H114ZM135 64H136V63H135ZM137 64H138V63H137ZM158 64H159V63H158ZM160 64H159V66H158L157 68L162 67V65H165V64H161V66H160ZM173 64H174V63H172V65H173ZM175 64H176V63H175ZM175 64H174V65H175ZM182 64H184V65H182V66H185V63L182 62ZM188 64H189V63H188ZM188 64H187V66L185 67L186 70H187V67L189 68V66H190L191 63H190L189 65H188ZM194 64H195V63H194ZM241 64H243V63H241ZM94 65H96V64H94ZM131 65H132V64H131ZM141 65H142V64H141ZM141 65H140V67H141ZM148 65H149V64H148ZM148 65H147V66H148ZM153 65H154V64H153ZM178 65H179V63H178ZM178 65H177V66H178ZM197 65H198V64H197ZM212 65H213V67H212ZM223 65H224V64H223ZM254 65H255V64H254ZM120 66H121V65H120ZM144 66H145V68H144L143 66H142V68L145 69L144 72L146 73V70H147V72H148L149 70H148V68H146V65H144ZM149 66H150V65H149ZM149 66H148V67H149ZM165 66H166V65H165ZM165 66L162 67V68H159L160 70L164 68L161 72H163L164 70H166V69H165ZM177 66H176V67L174 66V69H176ZM182 66H181V68H182ZM191 66H192V64H191ZM220 66H221V64H220ZM241 66H242V65H241ZM54 67H55V66H54ZM57 67H58V65H57ZM77 67H78V66H77ZM108 67H109V66H108ZM126 67H127V66H126ZM132 67H133V66H132ZM137 67H138V66H137ZM168 67H169V66H168ZM172 67H173V66H172ZM198 67H199V66H198ZM209 67L207 68V70L210 69ZM216 67H217V66H216ZM216 67L213 68L212 70L215 71L216 69L219 68V67H217V68H216ZM235 67H236V65H235ZM255 67H256V66H254V69H255ZM261 67H262V66H261ZM134 68H135V67H134ZM150 68H152V66H150ZM166 68H167V66H166ZM192 68H193V67H192ZM237 68H239V66H237ZM259 68H260V67H259ZM259 68H258V69H259ZM68 69H69V68H68ZM116 69H117V68H116ZM121 69H122V68H121ZM143 69H142V70H143ZM152 69H153V68H152ZM154 69H155V68H154ZM168 69H170V68H168ZM168 69H167V71H168ZM177 69H178V68H177ZM182 69H184V68H182ZM197 69H199V68H197ZM214 69H215V70H214ZM245 69H246V67H245ZM250 69H251V67H250ZM109 70H110V69H109ZM117 70H118V69H117ZM119 70H120V69H119ZM133 70H134V69H133ZM133 70H131V71H133ZM186 70H184V71H186ZM190 70H191V69H190ZM207 70H206V71H207ZM218 70H220V71L223 72V70H225V68H223V70H222L221 68L218 69ZM60 71H61V70H60ZM64 71H65V70H64ZM91 71H92V70H91ZM140 71H141V70H140ZM157 71H158V70H157ZM157 71H156V72H157ZM174 71H175V70H174ZM174 71H171V70H170V71H168V73H169V72H174ZM176 71L179 72L178 70H176ZM176 71H175V72H176ZM181 71H182V70H181ZM194 71H195V70H194ZM194 71H193V72H194ZM197 71H198V70H197ZM200 71H201V70H200ZM206 71H204V72H206ZM220 71H219V72H220ZM225 71H226V70H225ZM245 71H246V70H245ZM84 72H85V71H84ZM122 72H123V71H122ZM127 72H128V71H127ZM142 72H143V71H142ZM177 72H176V73H177ZM193 72H190L189 74H192ZM211 72H212V71H211ZM222 72H221V73H222ZM240 72H241V70H240ZM242 72H243V71H242ZM255 72H256V71H255ZM92 73H93V72H92ZM194 73H195V72H194ZM197 73H198V72H197ZM197 73H195V74H197ZM221 73H219V74H221ZM247 73H248V72H247ZM58 74H59V73H58ZM119 74H120V73H119ZM126 74H127V73H126ZM131 74H132V73H131ZM135 74H136V73H135ZM147 74L152 75L153 72H152V74H150V73H147ZM147 74H146V78H148V75H147ZM158 74H160V73H158ZM161 74H162V73H161ZM171 74H172V73H171ZM186 74H187V73H186ZM198 74H199V73H198ZM198 74H197V76H198ZM209 74H210V72H209ZM213 74H214V73H213ZM213 74L211 73V75L214 77L216 74H218V71H217V73H216L215 75H213ZM43 75H44V74H43ZM144 75H145V74L141 75V78H142V76L144 77ZM154 75H155V74H154ZM173 75H174V76H177L178 74L176 75L175 73H173ZM180 75H181V74H180ZM180 75H178V76H180ZM187 75H188V74H187ZM187 75H186V76H187ZM203 75H204V74H203ZM207 75H208V73H207ZM222 75H224V74L222 73ZM50 76H51V75H50ZM53 76H54V75H53ZM90 76H91V75H90ZM98 76H99V75H98ZM110 76H111V75H110ZM123 76H124V75H123ZM128 76H129V75H128ZM132 76H133V75H132ZM132 76H131V77H132ZM139 76H140V75H139ZM139 76H138V77H139ZM157 76H158V75H157ZM157 76H156V77H157ZM159 76H160V75H159ZM171 76H172V75L169 74V76H167V77L170 78ZM192 76L194 77V74H193V75H189V76H187V78H188V77H192ZM197 76H196V77H197ZM209 76H210V75H209ZM217 76H218V75H216V77H217ZM44 77H45V76H44ZM99 77H100V76H99ZM134 77H135V76H134ZM149 77H150V76H149ZM180 77H181V76H180ZM180 77H178V78L180 79ZM184 77H185V75H184ZM193 77H192V78H193ZM206 77H208V76H206ZM55 78H56V77H55ZM126 78H127V77H126ZM139 78H140V77H139ZM150 78H151V80H152V77H150ZM172 78H173V77H172ZM174 78H175V77H174ZM174 78H173V79H174ZM199 78H200V77H199ZM222 78H223V77H222ZM243 78H245V77H243ZM47 79H48V78H47ZM52 79H53V78H52ZM88 79H89V77H88ZM112 79H113V78H112ZM132 79H133V78H132ZM166 79H167V78H166ZM166 79H164V80H166ZM170 79H171V78H170ZM170 79H168V80H170ZM176 79H177V78H176ZM179 79H178V80H179ZM181 79H183V78H181ZM185 79H186V78H185ZM188 79H189V78H188ZM188 79H187V80H188ZM193 79H196V78H193ZM197 79H198V78H197ZM204 79H205V78H204ZM209 79H210V78H209ZM209 79H208V80H209ZM212 79H213V78H211L210 80L212 81ZM214 79H215V78H214ZM121 80H122V79H121ZM130 80H131V79H130ZM134 80H135V78H134ZM141 80H142V79H141ZM147 80H150V79L148 78ZM151 80H150V81H151ZM161 80H162V79H161ZM161 80H160V81H161ZM168 80H167V81H168ZM187 80H186V81H187ZM199 80H201V79H199ZM215 80L217 81L218 79H215ZM262 80H263V78H262ZM46 81H47V80H46ZM48 81H49V80H48ZM56 81H57V80H56ZM113 81H114V80H113ZM157 81H158V80H157ZM157 81L154 80V82H157ZM174 81H175V80H174ZM183 81H184V80H183ZM186 81H185V83L188 82V81H187V82H186ZM191 81H193V80H191ZM205 81H206V80H205ZM226 81H227V80H226ZM259 81H260V80H259ZM51 82H52V81H51ZM96 82H97V81H96ZM110 82H111V81H110ZM110 82H109V83H110ZM115 82H116V80H115ZM135 82H136V81H135ZM140 82H141V81H140ZM142 82H144V81H142ZM142 82H141V83H142ZM158 82H159V81H158ZM164 82H165V81H164ZM189 82H190V79H189ZM194 82H195V81H194ZM196 82H197V81H196ZM201 82H202V81H200L199 84H200ZM55 83H56V82H55ZM117 83H118V82H117ZM192 83H193V82H192ZM209 83H210V82L208 81L207 84H209ZM212 83H213V82H212ZM221 83H222V81H221ZM243 83H244V82H243ZM243 83H242V84H243ZM105 84H106V83H105ZM110 84H111V83H110ZM134 84H135V83H134ZM150 84H151V83H150ZM162 84H163V82H162ZM166 84H167V86H168V84H171V83L169 82V83H166ZM181 84H182V83H181ZM181 84H180V85H181ZM197 84H198V83H197ZM210 84H211V83H210ZM216 84H217V82H216ZM226 84H227V83H226ZM246 84H247V83H246ZM250 84H251V83H250ZM252 84H253V83H252ZM54 85H56V84H54ZM112 85H113V84H112ZM114 85H115V84H114ZM132 85H133V84H132ZM163 85H165V83H164ZM163 85H162V86H163ZM183 85H184V84H183ZM183 85H182V86H183ZM218 85H219V84H218ZM222 85H223V84H222ZM228 85H229V84H228ZM263 85H264V83H263ZM94 86H95V85H94ZM100 86H101V85H100ZM104 86H105V85H104ZM144 86H145V85H144ZM152 86H154V84H153ZM152 86H151V87H152ZM157 86H158V85H157ZM169 86H171V85H169ZM182 86H180V87H182ZM186 86H187V85H186ZM193 86H194V85H193ZM195 86H196V84H195ZM207 86H208V85H207ZM226 86H227V85H226ZM247 86H248V85H247ZM254 86H255V85H254ZM257 86H258V84H257ZM0 87H1V86H0ZM98 87H99V86H98ZM98 87H97V88H98ZM116 87H117V86H116ZM155 87H156V86H155ZM155 87H154V88H155ZM159 87H160V86H159ZM188 87H189V86H188ZM201 87H202V86H201ZM201 87H200V88H201ZM208 87H209V86H208ZM212 87H213V86H212ZM214 87H215V85H214ZM229 87H230V86H229ZM64 88H65V87H64ZM108 88H109V87H108ZM190 88H191V87H190ZM195 88H197V87H195ZM224 88H225V87H224ZM227 88H228V87H227ZM245 88H246V87H245ZM247 88H248V87H247ZM254 88H256V87H254ZM257 88H258V87H257ZM261 88H262V87H261ZM22 89H24V88H22ZM99 89H100V88H99ZM157 89H158V88H157ZM157 89H155V90H157ZM166 89H167V88H166ZM166 89H165V90L162 89V91L164 92V91H166ZM178 89H179V88H178ZM181 89H182V88H181ZM183 89H184V88H183ZM183 89H182V90H183ZM211 89H212V88H211ZM211 89H209V91H210ZM213 89H214V88H213ZM215 89H216V88H215ZM219 89H220V86H219ZM219 89H218V90H215V93H216V91L218 92ZM252 89H253V88H252ZM19 90H20V89H19ZM78 90H79V89H78ZM135 90H136V89H135ZM155 90H154V91H155ZM160 90H161V89H160ZM189 90H190V89H189ZM193 90L195 91L194 88H193ZM201 90H203V89H201ZM207 90H208V89H205L204 91H200V89H199L198 93L201 92L202 95H203V94H205V93H203V92H205V91H207ZM224 90H225V89H224ZM224 90H223V91H224ZM241 90H242V89H241ZM249 90H250V89H249ZM249 90H248V91H249ZM80 91H81V90H80ZM100 91H101V90H100ZM115 91H116V90H115ZM120 91H121V90H120ZM122 91H123V90H122ZM142 91H143V90H142ZM154 91H153V92H154ZM184 91H185V90H184ZM213 91H214V90H213ZM230 91H231V90H230ZM230 91H228V92H230ZM239 91H240V90H239ZM256 91H257V90H256ZM81 92H82V91H81ZM109 92H110V90H109ZM134 92H135V91H134ZM155 92H156V91H155ZM181 92H182V91H181ZM186 92H188V91H186ZM207 92H208V91H207ZM211 92H212V91H210V94H211ZM221 92H222V91H221ZM240 92H241V91H240ZM104 93H105V92H104ZM135 93H136V92H135ZM156 93H157V92H156ZM158 93H159V92H158ZM166 93H167V92H166ZM188 93H189V92H188ZM190 93H192V94L194 93V94H195V93H197V92L195 91V92H190ZM208 93H209V92H208ZM224 93H225V92H224ZM226 93H227V92H226ZM235 93H236V92H235ZM31 94H32V93H31ZM77 94H78V93H77ZM79 94H80V93H79ZM117 94H118V93H117ZM139 94H140V93H139ZM162 94H164V93H162ZM168 94H170V93H168ZM179 94H180V93H179ZM183 94H184V93H183ZM183 94H181V95L184 97ZM199 94H200V93H199ZM206 94H207V93H206ZM213 94H214V93H213ZM213 94L210 95V96H211V97H215V96H213ZM221 94H223V93H221ZM229 94H230V93H229ZM263 94H264V93H263ZM18 95H19V94H18ZM135 95H136V94H135ZM159 95H160V94H159ZM165 95H166V94H165ZM173 95H174V94H173ZM200 95H201V94H200ZM224 95H225V94H224ZM233 95H235V94L233 93ZM261 95H262V94H261ZM47 96H48V95H47ZM105 96H106V95H105ZM112 96H113V95H112ZM132 96H133V95H132ZM171 96H172V94H171ZM174 96H175V95H174ZM179 96H180V95H179ZM186 96H187V95H186ZM186 96H185V98H186ZM191 96H192V95H191ZM197 96H198V95H196V97H197ZM206 96H207V95H206ZM221 96H223V95H221ZM226 96H227V95H226ZM235 96H236V95H235ZM54 97H55V96H54ZM167 97H170V95H169V96L167 95ZM175 97H176V96H175ZM193 97H194V95H193ZM231 97H232V96H230V99H232ZM262 97H263V95H262ZM156 98H157V97H156ZM170 98H171V97H170ZM179 98H180V97H179ZM181 98H182V97H181ZM187 98H188V97H187ZM197 98H198V97H197ZM197 98H196V99H197ZM199 98H201V97L199 96ZM204 98H205V100H206V98L208 99V97H204ZM233 98H234V97H233ZM255 98H256V97H255ZM176 99H177V97L175 98V101H176ZM202 99H203V98H202ZM209 99H210V97H209ZM211 99H212V98H211ZM257 99H258V96H257ZM257 99H256V100H257ZM259 99H260V98H259ZM94 100H95V99H94ZM126 100H127V99H126ZM129 100H130V98H129ZM159 100H160V98H159ZM164 100H165V99H164ZM171 100H172V98L170 99V101H171ZM182 100H183V98L181 99V102L183 103V105H185V102H184L185 100H184V101H182ZM188 100H189V99H188ZM192 100H193V98H191V101H192ZM213 100H214V99H213ZM215 100H216V99H215ZM253 100H254V98H253ZM177 101L179 102L180 100L177 99ZM191 101H190V102H191ZM200 101H201V100H200ZM200 101H199V102H200ZM209 101H210V100H209ZM209 101H208V102H209ZM211 101H212V100H211ZM231 101H232V100H231ZM243 101H244V100H243ZM248 101H249V100H248ZM96 102H97V101H96ZM159 102H160V101H159ZM181 102H179V103H181ZM190 102H189V104H190ZM202 102L204 103V100H203ZM255 102H256V101H255ZM257 102H258V101H257ZM257 102H256V103H257ZM262 102H263V101H262ZM193 103H194V102H193ZM196 103H197V102H196ZM205 103H206V102H205ZM210 103H211V102H210ZM210 103H209V104H210ZM213 103H214V102H213ZM244 103H245V102H244ZM249 103H250V102H249ZM87 104H88V103H87ZM101 104H102V103H101ZM168 104H169V103H168ZM168 104H167V105H168ZM186 104H187V103H186ZM191 104H192V102H191ZM209 104H208V106H209ZM233 104H234V103H233ZM242 104H243V103H242ZM88 105H89V104H88ZM138 105H139V104H138ZM165 105H166V104H165ZM226 105H227V104H226ZM235 105H236V104H235ZM99 106H100V105H99ZM192 106H193V105H192ZM192 106L190 105L189 107H192ZM203 106H204V104H203ZM203 106H202V107H203ZM205 106H206V105H205ZM210 106H212V105H210ZM216 106H217V105H216ZM239 106H240V105H239ZM243 106H244V105H243ZM258 106H259V105H258ZM93 107H94V106H93ZM167 107H168V106H167ZM214 107H215V106H214ZM217 107H218V106H217ZM220 107H221V106H220ZM237 107H238V106H237ZM246 107H247V106H246ZM253 107H254V106H253ZM263 107H264V106H263ZM164 108H165V107H164ZM206 108H207V110H208L209 107H206ZM254 108H255V107H254ZM9 109H10V108H9ZM124 109H125V108H124ZM190 109H194V108H190ZM202 109H203V108H202ZM209 109H210V108H209ZM212 109H213V108H212ZM223 109H224V108H223ZM203 110H205V109H203ZM215 110H216V107H215ZM225 110H226V109H225ZM240 110H241V109H240ZM262 110H263V108H262ZM183 111H184V110H183ZM191 111H192V110H191ZM194 111H196V110H194ZM226 111H227V110H226ZM253 111H254V109H253ZM181 112H182V111H181ZM197 112H200V111H199V108H198ZM211 112H214V111H211ZM233 112H234V111H233ZM243 112H244V111H243ZM99 113H100V112H99ZM206 113H207V112H206ZM208 113H209V112H208ZM208 113H207V114H208ZM215 113H216V112H215ZM230 113H231V112H230ZM230 113H228V114H230ZM235 113H237V112H235ZM257 113H258V112H257ZM100 114H101V113H100ZM138 114H139V113H138ZM157 114H158V113H157ZM183 114H184V113H183ZM207 114H206V115H207ZM212 114H214V113H212ZM225 114H226V112H225ZM245 114H246V113H245ZM249 114H250V113H249ZM263 114H264V113H263ZM263 114H262V116H263ZM125 115H126V114H125ZM160 115H161V114H160ZM163 115H164V114H163ZM234 115H236V114H234ZM251 115H252V114H251ZM256 115H257V114H256ZM74 116H75V115H74ZM103 116H104V115H103ZM132 116H133V115H132ZM202 116H205V114H203ZM214 116H216V115H214ZM217 116H218V115H217ZM219 116H221V115H219ZM236 116H237V115H236ZM247 116H248V115H247ZM104 117H105V116H104ZM208 117H210V115H209ZM211 117H212V116H211ZM226 117H227V116H226ZM229 117H231V116H229ZM237 117H238V116H237ZM56 118H57V117H56ZM204 118H205V117H204ZM206 118H207V117H206ZM198 119H199V118H198ZM218 119H219V118H218ZM248 119H249V118H248ZM261 119H262V118H261ZM68 120H69V118H68ZM84 120H85V119H84ZM133 120H134V119H133ZM157 120H158V119H157ZM203 120H204V119H203ZM215 120H217V119H215ZM241 120H242V119H241ZM257 120H258V119H257ZM144 121H145V120H144ZM158 121H159V120H158ZM160 121H161V120H160ZM189 121H190V120H189ZM219 121H220V120H219ZM221 121H222V120H221ZM235 121H236V120H235ZM246 121H247V120H246ZM123 122H124V121H123ZM222 122H223V121H222ZM251 122H252V121H251ZM107 123H108V122H107ZM110 123H111V122H110ZM110 123H109V124H110ZM217 123H218V122H217ZM217 123H216V124H217ZM220 123H221V122H220ZM224 123H225V122H224ZM95 124H96V123H95ZM114 124H115V123H114ZM120 124H121V123H120ZM221 124H222V123H221ZM225 124H226V123H225ZM249 124H250V123H249ZM255 124H256V123H255ZM77 125H79V124H77ZM81 125H82V124H81ZM81 125H80V126H81ZM105 125H106V124H105ZM159 125H161V124H159ZM226 125H228V124H226ZM232 125H233V124H232ZM259 125H260V124H259ZM82 126H83V125H82ZM82 126H81V128H82ZM86 126H87V125H86ZM122 126H123V125H122ZM221 126H222V125H221ZM224 126H225V125H224ZM224 126H223V127H224ZM83 127H85V126H83ZM110 127H111V126H110ZM158 127H159V126H158ZM162 127H163V126H162ZM165 127H166V126H165ZM258 127H260V126H258ZM168 128H169V127H168ZM181 128H182V127H181ZM183 128H184V127H183ZM192 128H193V127H192ZM228 128H229V127H228ZM248 128H249V127H248ZM251 128H252V127H251ZM83 129H84V128H83ZM103 129H104V128H103ZM106 129H107V128H106ZM233 129H234V128H233ZM241 129H242V128H241ZM245 129H246V128H245ZM252 129H253V128H252ZM260 129H261V128H260ZM207 130H208V129H207ZM217 130H218V129H217ZM231 130H232V129H231ZM85 131H86V130H85ZM87 131H88V128H87ZM90 131H91V130H90ZM106 131H107V130H106ZM113 131H114V130H113ZM122 131H124V130H122ZM139 131H140V130H139ZM173 131H174V130H173ZM218 131H219V130H218ZM226 131H227V130H226ZM245 131H246V130H245ZM9 132H10V131H9ZM59 132H60V131H59ZM82 132H84V131L82 130ZM134 132H135V131H134ZM239 132H240V131H239ZM249 132H250V131H249ZM259 132H260V131H259ZM28 133H29V132H28ZM50 133H51V132H50ZM121 133H122V132H121ZM121 133H120V134H121ZM204 133H205V132H204ZM233 133H234V132H233ZM236 133H237V132H236ZM245 133H247V132H244V134H245ZM60 134H62V133H60ZM86 134H87V133H86ZM97 134H98V133H97ZM126 134H127V133H126ZM128 134H129V132H128ZM57 135H58V134H57ZM80 135H81V137H82V134H80ZM166 135H167V134H166ZM228 135H229V134H228ZM245 135H246V134H245ZM249 135H251V134H249ZM257 135H259L258 132H257ZM42 136H43V135H42ZM61 136H62V135H61ZM75 136H76V135H75ZM98 136H99V135H98ZM101 136H102V135H101ZM124 136H125V135H124ZM128 136H130V135H128ZM134 136H135V135H134ZM214 136H215V135H214ZM224 136H225V135H224ZM234 136H235V135H234ZM243 136H244V135H243ZM77 137H78V136H77ZM79 137H80V136H79ZM79 137H78V138H79ZM87 137H88V136H87ZM92 137H93V136H92ZM92 137H91V139H92ZM99 137H100V136H99ZM125 137H126V136H125ZM136 137H137V136H136ZM225 137H226V136H225ZM236 137H237V136H236ZM239 137H240V136H239ZM260 137H261V136H260ZM41 138H42V137H41ZM83 138H84V137H83ZM83 138H82V139H83ZM93 138H94V137H93ZM97 138H98V137H97ZM97 138H96V141H97ZM254 138H256V137H254ZM6 139H7V138H6ZM36 139H37V138H36ZM50 139H51V138H50ZM99 139H100V138H99ZM164 139H165V138H164ZM188 139H189V138H188ZM245 139H246V138H244V141H245ZM0 140H1V139H0ZM77 140H78V139H77ZM80 140H81V139H80ZM80 140H79V141H80ZM133 140H134V139H133ZM160 140H161V139H160ZM165 140H166V139H165ZM198 140H199V139H198ZM234 140H235V139H234ZM248 140H249V142H250L251 139H248ZM248 140H247V144H248ZM257 140H258V139H257ZM34 141H35V140H34ZM37 141H38V140H37ZM52 141H53V140H52ZM69 141H70V140H69ZM83 141H84V140H83ZM92 141H93V140H92ZM186 141H187V140H186ZM191 141H192V140H191ZM32 142H33V141H32ZM47 142H48V141H46V143H47ZM81 142H82V141H81ZM81 142H80V143H81ZM101 142H102V141H101ZM106 142H107V141H106ZM133 142H134V141H133ZM160 142H161V141H160ZM184 142H185V141H184ZM222 142H223V141H222ZM233 142H234V141H233ZM35 143H37V142H35ZM77 143H78V142H77ZM211 143H212V142H211ZM235 143H236V142H235ZM237 143H238V142H237ZM244 143H245V142H244ZM24 144H26V143H24ZM24 144H22V145H24ZM27 144H28V143H27ZM30 144H31V143H30ZM40 144H41V143H40ZM53 144H54V143H53ZM162 144H163V142H162ZM239 144H240V143H239ZM252 144H253V143H252ZM42 145H43V144H42ZM86 145H87V144H86ZM90 145H92V144H90ZM95 145H96V144H95ZM97 145H98V144H97ZM134 145H135V144H134ZM174 145H175V144H174ZM250 145H251V144H250ZM27 146H28V145H27ZM92 146H93V145H92ZM108 146H109V145H108ZM251 146H252V145H251ZM253 146H254V145H253ZM24 147H25V146H24ZM90 147H91V146H90ZM131 147H132V146H131ZM138 147H139V145H138ZM178 147H179V146H178ZM225 147H226V146H225ZM231 147H232V146H231ZM240 147H241V146H238V148H240ZM246 147H247V146H246ZM28 148H29V147H28ZM30 148H31V147H30ZM38 148H39V147H38ZM94 148H95V146H94ZM139 148H140V147H139ZM171 148H172V147H171ZM180 148H181V147H180ZM193 148H194V147H193ZM193 148H192V149H193ZM252 148H253V147H252ZM25 149H26V148H25ZM36 149H37V148H36ZM39 149H41V148H39ZM52 149H53V148H52ZM136 149H137V148H136ZM223 149H224V148H223ZM242 149H243V148H242ZM249 149H250V148H249ZM249 149H248V150H249ZM256 149H257V148H256ZM37 150H38V149H37ZM37 150H36V151H37ZM212 150H213V149H212ZM246 150H247V149H246ZM260 150H261V149H260ZM21 151H22V150H21ZM51 151H52V150H51ZM138 151H139V150H138ZM138 151H137V152H138ZM184 151H185V150H184ZM234 151H235V150H234ZM240 151H241V150H240ZM249 151H250V150H249ZM135 152H136V151H135ZM258 152H259V150H258ZM34 153H35V152H34ZM44 153H46V151H45ZM236 153H237V152H236ZM242 153H243V152H242ZM27 154H29V153H27ZM37 154H38V153H36V155H37ZM58 154H59V153H58ZM62 154H63V153H62ZM139 154H140V153H139ZM176 154H177V153H176ZM107 155H109V154H107ZM253 155H254V154H253ZM257 155H258V154H257ZM34 156H35V155H34ZM34 156H33V157H34ZM46 156H47V155H46ZM53 156H54V155H53ZM97 156H98V155H97ZM141 156H142V155H141ZM158 156H159V155H158ZM185 156H186V154H185ZM59 157H60V156H59ZM74 157H75V156H74ZM163 157H164V155H163ZM255 157H257V156H255ZM37 158H39V157H37ZM42 158H43V157H42ZM142 158H143V157H142ZM184 158H185V157H184ZM34 159H35V158H34ZM64 159H65V158H64ZM75 159H76V158H75ZM105 159H106V158H105ZM154 159H155V158H154ZM255 159H256V158H255ZM107 160H108V158H107ZM158 160H159V159H158ZM56 161H57V160H56ZM73 161H74V160H73ZM75 161H76V160H75ZM103 161H104V160H103ZM113 161H114V160H113ZM160 161H161V160H160ZM33 162H34V161H33ZM166 162H167V161H166ZM242 162H244V161H242ZM74 163H75V162H74ZM90 163H91V162H90ZM129 163H130V162H129ZM216 163H217V162H216ZM255 163H256V162H255ZM41 164H42V163H41ZM63 164H64V163H63ZM125 164H127V163H125ZM246 164H247V163H246ZM123 165H124V163H123ZM159 165H160V164H159ZM162 165H163V164H162ZM190 165H191V164H190ZM227 165H228V164H227ZM94 166H95V165H94ZM135 166H136V165H135ZM150 166H151V165H150ZM165 166H166V165H165ZM184 166H185V165H184ZM223 166H224V165H223ZM61 167H62V166H61ZM88 167H89V166H88ZM239 167H240V166H239ZM243 167H244V166H243ZM72 168H73V167H72ZM80 168H81V167H80ZM250 168H251V167H250ZM253 168H254V167H253ZM115 169H116V168H115ZM126 169H127V168H125V170H126ZM217 169H218V168H217ZM225 169H226V168H225ZM140 170H141V168H140ZM259 170H260V168H259ZM36 171H37V169H36ZM65 171H66V170H65ZM65 171H64V172H65ZM69 171H70V170H69ZM72 171H73V170H72ZM79 171H80V170H79ZM169 171H170V169H169ZM38 172H39V171H38ZM97 172H98V171H97ZM104 172H105V171H104ZM205 172H206V171H205ZM229 172H230V171H229ZM86 173H87V172H86ZM135 173H136V172H135ZM133 174H134V173H133ZM149 174H150V173H149ZM85 175H86V174H85ZM117 175H118V174H117ZM87 176H88V175H87ZM90 176H91V175H90ZM132 176H133V175H132ZM180 176H181V175H180ZM127 177H128V176H127ZM129 177H130V176H129ZM133 177H134V176H133ZM135 177H137V176H135ZM236 177H237V176H236ZM79 178H80V177H79ZM93 178H94V177H93ZM93 178H92V179H93ZM203 178H204V177H203ZM103 179H104V178H103ZM129 179H130V178H129ZM151 179H152V178H151ZM151 179H150V180H151ZM183 179H184V178H183ZM255 179H257V178H255ZM155 180H157V179H155ZM179 180H180V179H179ZM236 180H237V179H236ZM100 181H102V180H100ZM128 181H129V180H128ZM147 181H148V179H147ZM157 181H158V180H157ZM180 181H181V180H180ZM251 181H252V180H251ZM136 182H137V181H136ZM261 182H262V181H261ZM134 183H135V182H134ZM149 183H150V182H148V185H149ZM49 184H50V183H49ZM138 184H139V183H138ZM140 184H142V183H140ZM146 184H147V183H146ZM176 184H177V183H176ZM115 185H116V184H115ZM136 185H137V184H136ZM194 185H196V184H194ZM19 186H20V185H19ZM90 186H91V185H90ZM101 186H102V184H101ZM105 186H106V185H105ZM107 186H109V185H107ZM150 186H151V184H150ZM150 186H149V187H150ZM102 187H103V186H102ZM110 187H111V184H110ZM123 187H124V186H123ZM126 187H127V186H126ZM133 187H134V186H133ZM140 187H141V186H140ZM140 187H139V189H141ZM147 187H148V186H147ZM255 187H256V186H255ZM108 188H109V187H108ZM112 188H113V187H111V189H112ZM92 189H93V188H92ZM136 189H138V188H136ZM145 189H146V188H145ZM208 189H209V188H208ZM22 190H23V189H22ZM109 190H110V189H109ZM109 190H106V191H109ZM260 190H261V189H260ZM100 191H101V190H100ZM135 191H136V190H135ZM159 191H160V190H159ZM228 191H229V190H228ZM0 192H1V191H0ZM2 192H4V191H2ZM97 192H98V191H97ZM138 192H139V191H138ZM148 192H149V191H148ZM208 192H209V191H208ZM216 192H217V191H216ZM93 193H94V192H93ZM101 193H102V191H101ZM106 193H107V192H106ZM133 193H134V190H133ZM103 194H105V193H103ZM113 194H114V193H113ZM116 194H117V193H116ZM255 194H256V193H255ZM96 195H97V194H96ZM110 195H111V194H110ZM211 195H212V194H211ZM220 195H221V194H220ZM102 196H104V195H102ZM115 196L117 197V195H115ZM131 196H132V195H131ZM216 196H217V195H216ZM31 197H32V196H31ZM95 197H96V196H95ZM107 197H108V195H107ZM220 197H221V196H220ZM223 197H224V196H223ZM109 198H110V197H109ZM118 198H119V197H118ZM26 199H27V198H26ZM30 199H31V198H30ZM111 199H112V198H111ZM231 199H232V198H231ZM118 200H119V199H118ZM139 200H140V199H139ZM31 201H32V200H31ZM224 201H225V200H224ZM233 201H234V200H233ZM119 202H120V201H119ZM29 203H30V202H29ZM32 203H33V202H32ZM138 203H139V202H138ZM139 204H140V203H139ZM28 205H29V204H28ZM62 210H63V209H62ZM67 211H68V210H67ZM242 212H243V211H242ZM139 216H140V215H139ZM153 216H154V215H153ZM11 217H12V216H11ZM78 217H79V216H78ZM4 218H5V217H4ZM12 218H13V217H12ZM127 218H128V217H127ZM144 218H145V217H144ZM161 220H162V219H161ZM139 221H140V220H139ZM82 222H83V221H82ZM120 222H121V221H120ZM148 222H149V221H148ZM152 222H153V221H152ZM160 222H161V221H160ZM130 223H131V222H130ZM71 224H72V223H71ZM121 226H122V225H121ZM260 227H262V226H260ZM120 228H121V227H120ZM146 228H147V227H146ZM143 229H144V228H143ZM171 229H172V228H171ZM179 229H180V228H179ZM144 230H145V229H144ZM174 230H175V229H174ZM206 230H207V228H206ZM260 230H261V229H260ZM189 231H190V230H189ZM193 231H194V230H193ZM263 231H264V230H263ZM115 232H116V231H115ZM125 232H126V231H125ZM132 232H133V231H132ZM207 232H208V231H207ZM129 233H130V232H129ZM173 233H174V232H173ZM173 233H172V234H173ZM195 233H196V232H195ZM39 234H40V233H39ZM84 234H85V233H84ZM127 234H128V233H127ZM174 234H175V233H174ZM182 234H183V233H182ZM260 234H261V233H260ZM120 235H121V234H120ZM120 235H119V236H120ZM139 235H140V234H139ZM153 235H154V234H153ZM189 235H190V234H189ZM191 235H192V234H191ZM135 236H136V235H135ZM0 237H1V236H0ZM26 237H27V236H26ZM181 237H182V236H181ZM202 237H203V236H202ZM246 237H247V236H246ZM258 237H259V236H258ZM258 237H257V240H258ZM263 237H264V236H263ZM120 239H121V238H120ZM125 239H126V238H125ZM159 239H160V238H159ZM164 239H165V238H164ZM198 239H199V238H198ZM261 239H262V238H261ZM157 240H158V239H157ZM166 240H167V239H166ZM188 240H189V239H188ZM191 240H193V239H191ZM216 240H217V238H216ZM216 240H213L212 238H211V240H209V239H205V237H204V239L197 240V238H196L195 241L193 240V242H188V243L185 242V243H182V242L185 241V239H184V240L181 239V243H180L181 245H177V243H176L177 241L179 242V240H177L176 242L173 241L174 243H176L177 246H182V248L180 247L181 249L178 248V247H176L177 249H175V250H177L176 252L179 253V254L177 253V255H180V259H179V257H178V263H176V264H264V238L262 239V241H260L259 245H257L258 247H257V246H250V245H248V246L246 247V242H245V244H243V245H245V247H244L243 245H240V244H239L237 247H236V245H235V250H233V252L229 251V250H231V249H229L230 247H233L232 249H234V246H232V244H231L230 247L228 248L229 250H227V249L224 248L226 245H224V247H223V245L220 246V244H219V245L217 244L220 240H219L218 242H216ZM122 241H123V240H122ZM124 241H125V240H124ZM133 241H134V240H133ZM170 241H172V240H170ZM227 241H228V240H227ZM231 241H232V240H231ZM162 242H163V241H162ZM168 242H169V240H168ZM168 242H167V243H168ZM224 242H225V240H224ZM4 243H5V242H4ZM169 243H170V242H169ZM219 243H220V242H219ZM221 243H223V242L221 241ZM228 243H229V241H228ZM42 244H43V243H42ZM124 244H125V243H124ZM132 244H133V243H132ZM226 244H227V243H226ZM254 244H255V243H254ZM176 245L174 244V248H175ZM4 247H5V246H4ZM153 247H154V246H153ZM226 247H227V246H226ZM41 248H42V247H41ZM157 248H158V247H157ZM172 248H173V247H172ZM166 249H167V248H166ZM178 249H180V250H178ZM167 250H168V249H167ZM173 251H174V250H173ZM163 252H164V251H163ZM244 252H245V253H244ZM166 253H168V252H166ZM243 253H244L245 256H243ZM241 254H242V255H241ZM246 254H247V255H246ZM77 255H78V254H77ZM77 255H76V256H77ZM162 255H163V254H162ZM169 255H170V253H169ZM175 255H176V254H175ZM164 256H165V255H164ZM175 258H176V257H175ZM153 259H154V258H153ZM160 259H161V258H160ZM170 259H171V258H170ZM88 260H89V258H88ZM141 260H142V259H141ZM65 261H66V260H65ZM130 261H131V260H130ZM174 261H175V260H174ZM77 262H78V261H77ZM148 262H149V261H148ZM171 262H172V261H171ZM171 262H170V263H171ZM121 263H122V261H121ZM173 263H174V262H173ZM174 264H175V263H174Z\"/></svg>","mask_w":264,"mask_h":264}]
</instances>
